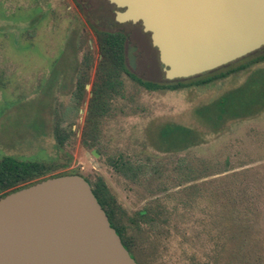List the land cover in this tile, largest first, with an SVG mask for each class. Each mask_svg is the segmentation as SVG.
<instances>
[{
	"label": "rangeland",
	"instance_id": "374dc122",
	"mask_svg": "<svg viewBox=\"0 0 264 264\" xmlns=\"http://www.w3.org/2000/svg\"><path fill=\"white\" fill-rule=\"evenodd\" d=\"M118 10L106 0H0V159L52 162L63 154L54 129L64 118L62 126L74 134L65 149L71 164L60 172L104 179L140 264H253L257 257L264 259V108L253 102L257 85L249 86L264 73V63L179 91L150 92L126 76L124 97L113 103L103 122L100 154L82 145L91 88L79 112L72 110V95L87 53L93 58V83L97 31L128 34L127 51L136 48V67L128 64L129 71L144 81L169 82L150 33L140 22H117ZM248 62L236 61L223 71ZM244 85L237 101L234 94ZM119 155L134 163V174L125 177L110 166L109 159ZM235 183L260 191L261 215L250 226H203L180 220L178 214L174 226L132 224L135 213L157 198L165 201L170 193L196 185L205 197L200 212L210 198L220 196V188Z\"/></svg>",
	"mask_w": 264,
	"mask_h": 264
},
{
	"label": "water",
	"instance_id": "95a60500",
	"mask_svg": "<svg viewBox=\"0 0 264 264\" xmlns=\"http://www.w3.org/2000/svg\"><path fill=\"white\" fill-rule=\"evenodd\" d=\"M106 1L119 9L117 22H140L150 33L169 82L213 72L264 48V0ZM135 50L127 52L133 69ZM0 264L139 263L90 183L76 174L47 177L0 198Z\"/></svg>",
	"mask_w": 264,
	"mask_h": 264
},
{
	"label": "trees",
	"instance_id": "16d2710c",
	"mask_svg": "<svg viewBox=\"0 0 264 264\" xmlns=\"http://www.w3.org/2000/svg\"><path fill=\"white\" fill-rule=\"evenodd\" d=\"M127 40L126 34L121 31H97L99 60L97 62L93 83L89 84V77L94 67L93 58L90 53L83 56L77 71L75 89L72 95V110L79 112L80 106L84 103L86 98V86L91 85L90 93H92V97L88 100L87 115L81 142L85 148L92 149L93 151L95 150L99 154L100 150L98 149V145L102 135L103 122L111 114L113 103L117 99L124 97V78L126 76L150 92L179 91L186 87L210 85L226 79L233 74L248 71L264 63V53L252 57L256 53L255 52L237 60L243 61L248 59V63L224 71L223 69L232 63L213 72L189 79L176 80L175 82L159 83L144 81L131 73L128 69ZM247 83H245V85H247ZM245 85L237 88L234 94L237 101L243 98V94L246 90ZM253 85H257L254 88L256 92L253 91V102H256V105L260 104V108L263 109L264 73L257 78H252L249 86L253 87ZM252 87H250V89ZM220 101L221 105L223 103V98ZM63 121L64 118H61L54 129V137L59 153L63 154L52 162L28 161L10 156L0 159V198L12 191L47 177L76 175L75 173L60 172L67 169L71 164L72 156L65 149L67 148L71 136L74 134L72 129L67 130L62 126ZM109 164L118 174L125 177H129L136 172L134 163L124 158L123 155L110 158ZM83 177L90 183L94 195L106 211L111 226L117 231L123 245L139 263L132 251L131 243L126 237V228L117 217L116 199L111 194L104 179L100 176L96 177L94 180L85 176ZM186 189L188 192L184 189L183 191L170 193L167 197L168 199L165 201L164 198H157V200L152 202V206L148 207L147 205L145 208L135 213L134 217L131 219L132 224L135 226L143 224L152 227L174 226L173 219L178 214L180 220L192 223L198 222L199 224H203V226H207L208 222L213 224V226H250V222L255 221V219H258L261 215L260 191H255L253 185L245 186L235 183L231 187L220 188V196H213L210 198L208 206L205 205L203 209H200V212H198V209L202 206V203L200 205V200L202 198L205 199L201 189L196 185H192ZM169 203L174 204V206L168 208L167 206ZM179 206L183 208L181 214H179ZM196 212L199 214H195ZM253 264H264L263 257L260 256L255 258Z\"/></svg>",
	"mask_w": 264,
	"mask_h": 264
},
{
	"label": "flooded vegetation",
	"instance_id": "af4514ba",
	"mask_svg": "<svg viewBox=\"0 0 264 264\" xmlns=\"http://www.w3.org/2000/svg\"><path fill=\"white\" fill-rule=\"evenodd\" d=\"M126 36H127V39H128V37H129V35L128 34H126ZM127 43H128V40H127ZM128 46V45H127ZM130 49V47L128 48V50ZM128 52V51H127ZM127 64H129V61H128V59H127ZM129 66H130V64H129ZM131 67V66H130Z\"/></svg>",
	"mask_w": 264,
	"mask_h": 264
}]
</instances>
